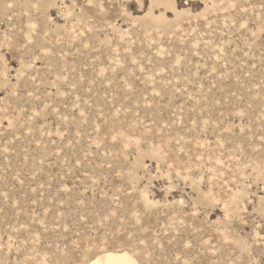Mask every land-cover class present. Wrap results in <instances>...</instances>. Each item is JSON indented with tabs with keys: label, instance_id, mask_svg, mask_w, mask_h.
<instances>
[{
	"label": "rangeland",
	"instance_id": "374dc122",
	"mask_svg": "<svg viewBox=\"0 0 264 264\" xmlns=\"http://www.w3.org/2000/svg\"><path fill=\"white\" fill-rule=\"evenodd\" d=\"M264 264V0H0V264Z\"/></svg>",
	"mask_w": 264,
	"mask_h": 264
},
{
	"label": "bare ground",
	"instance_id": "6f19581e",
	"mask_svg": "<svg viewBox=\"0 0 264 264\" xmlns=\"http://www.w3.org/2000/svg\"><path fill=\"white\" fill-rule=\"evenodd\" d=\"M85 264H138V262L126 251H105Z\"/></svg>",
	"mask_w": 264,
	"mask_h": 264
}]
</instances>
